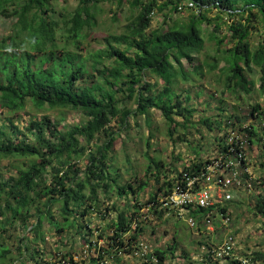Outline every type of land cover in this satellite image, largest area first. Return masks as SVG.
I'll list each match as a JSON object with an SVG mask.
<instances>
[{"label": "trees", "instance_id": "16d2710c", "mask_svg": "<svg viewBox=\"0 0 264 264\" xmlns=\"http://www.w3.org/2000/svg\"><path fill=\"white\" fill-rule=\"evenodd\" d=\"M52 1L0 0V19L12 23L9 34L0 36V159H24L12 166L13 175L0 177V264H98L102 260L145 264L132 254L148 230L154 235V221L174 215L161 208L159 199L173 191L181 174L169 178L166 173L171 171H164V164L146 153L142 177L122 183L115 171L110 172L107 153L130 116L148 117L149 110H157L169 126V136L175 118H191L193 109L183 105L173 88L180 81L191 82L182 61L192 64L194 75L202 76L194 56L202 51L207 31L216 55H221L211 57L214 63L209 68L214 70L218 60L224 61L225 88L251 92L255 85L247 73L257 69L258 90L264 95V40L253 48L249 43L251 30L259 27L264 33V0H76L73 10L65 14L56 12ZM103 1L114 9L113 22L124 8L131 18L123 32L105 35L91 51L84 42L96 27L97 6ZM182 9L195 12L185 22L168 25ZM212 9L217 16L210 20L206 15ZM157 14L162 22L151 28ZM221 25L226 29L222 38L217 34ZM225 40L231 46L221 49ZM148 77L155 81L148 82ZM28 103L37 112L45 108L79 112L83 122L60 130L48 116L28 117L21 132L13 120ZM129 103L134 106L131 110ZM236 109L212 123L222 132L216 150L224 145V130L236 129L245 132L250 150L254 147L263 157V108L255 103L245 111ZM246 118L256 123L243 129ZM112 121L118 129L110 125ZM202 123L210 129L211 122ZM96 141L102 142L96 145ZM202 164L197 159L183 171L194 172ZM255 178L260 185L249 194H237L254 198L252 215L260 217L264 226V177ZM145 190L149 195L143 198ZM240 204L232 200L218 210L229 209L232 214L230 208ZM142 208L147 212L142 213ZM204 211L187 213L200 224ZM47 233L51 251L45 247ZM193 233L195 245L207 246L210 236ZM76 243L78 253L70 247ZM153 252L158 264L176 260V264H199L185 250H178L175 238ZM252 254L264 262L260 251Z\"/></svg>", "mask_w": 264, "mask_h": 264}, {"label": "rangeland", "instance_id": "374dc122", "mask_svg": "<svg viewBox=\"0 0 264 264\" xmlns=\"http://www.w3.org/2000/svg\"><path fill=\"white\" fill-rule=\"evenodd\" d=\"M75 5L76 0L52 1V7L58 13H68L73 10ZM113 11L114 9L106 1L97 6L96 27L91 32L88 40L84 42L91 51L99 47L97 42L99 39H102L107 34H119L123 32L124 26L130 21L131 13L128 8L118 11L116 14L117 22L112 21ZM194 12L195 10L182 9L179 13L173 14L172 20H168L167 24L172 25L174 22H185ZM206 16L212 20L216 18L217 11L212 9ZM162 19L161 14L154 16L151 21V28H156L162 22ZM223 22H225V19H223ZM11 24L7 20L0 19V36L3 35L2 37H5L9 34ZM208 32L204 34L202 51L194 56L196 63L202 66V76L194 75L192 73V64L182 61L184 67L189 72L191 82L180 81L173 88L175 94L181 96L183 105L185 104L187 108L193 109L191 118L188 121L180 117L175 118V124L170 127L173 134L169 136L167 133L169 126L157 110H149L148 117H128L127 128L118 131L116 140L107 153V163L111 167L110 172L113 173L115 171L118 174L119 182L124 183V181L130 180L133 176L142 177L148 164V160L145 158L146 153L155 159L156 162L163 163L165 166L164 171H171L166 173L169 178H175L177 173L181 172L192 161L197 159L205 161L214 156L217 146L216 139L222 135V132L215 129L212 123L215 120L221 119L220 116L225 117L231 112L236 111L238 107L245 111L248 105L255 103L261 105L264 110V95L260 94V90H258L260 74L257 69H254L253 73H247V79L253 81L255 85L249 93H245L242 90L234 91L233 89L225 88L224 78L226 71L223 60H218L219 64L217 68L210 70L209 66L214 63L211 57H220L221 55H216L214 43L207 39ZM217 34L220 38L226 34L224 25H221V31ZM227 40L223 41L221 49L231 46ZM263 40L264 33L259 27L250 31L249 43L252 48ZM147 81L153 83L155 79L148 77ZM158 83L160 86L162 85L159 80ZM235 84L236 82H234ZM186 98L188 100H185ZM127 106L130 110L134 108L132 103H129ZM219 109L223 111H219ZM35 116L37 118L48 116L58 124V129L60 130L83 122V118L79 112L69 109L46 108L37 112L28 103L25 111L21 112L20 116L13 120V123L23 132V122L28 117ZM206 120L211 122L210 129L202 123ZM254 122L246 118L243 125L248 126ZM110 125L118 129L115 121H112ZM96 142V145H99L102 141ZM94 147L96 146L92 144L91 148ZM248 157L249 172L255 177H264V168L261 166L264 162V156L262 157L261 152H256L253 147ZM22 160L24 159H0V177L6 178L9 174L13 175L14 170L12 166H19L18 163ZM78 163L80 167L83 166L84 158H81ZM144 193L143 198L149 195L146 190ZM253 199L252 197H247L244 193L237 194L234 201L241 204L238 208L234 206L230 208L232 211L231 219L233 229L236 231L239 244L242 247L241 253L248 250H256L264 254V226L260 221V217L252 215L251 207L254 202ZM154 223V235H151L149 230L144 235L152 249L163 247L172 238H175L178 250H185L190 254L189 256H192L196 260L199 255L198 246L194 243L196 236L186 225L184 219L171 216L167 221H154ZM47 228L48 226L44 225L46 232H48ZM49 235L47 233L46 251L53 249ZM76 241L78 242V240ZM98 244L102 243L98 242ZM70 247L76 253L80 250V246L77 243L76 246L73 244ZM175 263L176 261L172 264ZM111 264L132 263L122 260L119 263L112 262Z\"/></svg>", "mask_w": 264, "mask_h": 264}, {"label": "built area", "instance_id": "2783aa9c", "mask_svg": "<svg viewBox=\"0 0 264 264\" xmlns=\"http://www.w3.org/2000/svg\"><path fill=\"white\" fill-rule=\"evenodd\" d=\"M188 6L191 7L192 4L189 3ZM223 134V147L217 149L214 156L203 161L196 171L189 173L182 170L174 183L173 191L167 196H161L159 203L167 213L171 212L174 217L184 219L186 225L197 232L198 236H210L207 246L198 247L199 255L196 260L191 256L192 261L199 264H264L253 256L252 250L241 253L242 247L233 229L229 209L218 210L234 200L237 193L249 194L261 184L249 172L248 156L251 150L245 132L227 129ZM195 209L205 210L201 214L200 224L187 213ZM141 212H147V208H142ZM138 246L133 257L145 264L159 263L146 239L140 240ZM86 250L83 247V257ZM98 264H108V261L102 260Z\"/></svg>", "mask_w": 264, "mask_h": 264}, {"label": "bare ground", "instance_id": "6f19581e", "mask_svg": "<svg viewBox=\"0 0 264 264\" xmlns=\"http://www.w3.org/2000/svg\"><path fill=\"white\" fill-rule=\"evenodd\" d=\"M128 208V207H127ZM57 251V250H56Z\"/></svg>", "mask_w": 264, "mask_h": 264}]
</instances>
